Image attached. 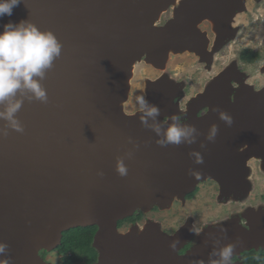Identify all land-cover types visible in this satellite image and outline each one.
Here are the masks:
<instances>
[{"label":"water","instance_id":"1","mask_svg":"<svg viewBox=\"0 0 264 264\" xmlns=\"http://www.w3.org/2000/svg\"><path fill=\"white\" fill-rule=\"evenodd\" d=\"M244 1L21 0L0 19V32L25 20L62 46L43 79L33 77L46 100L24 89L0 102V264H51L41 251L57 249L64 232L89 226L97 227V264H221L228 246L229 264H241L232 258L264 249V217L251 218L250 229L223 222L203 232L208 247L183 257L186 227L170 235L155 223L126 232L119 224L138 211L169 208L206 180L219 185L221 202L246 199L248 163L264 162V89L233 92L235 73L227 69L189 104L191 116L181 124L174 82L162 79L146 92L157 116L125 111L137 63L162 68L171 53L185 52L211 63L198 24L220 28ZM171 7L172 18L159 25ZM218 30L225 44L236 35ZM196 106L209 112L197 117ZM173 124L188 131L179 144L167 141Z\"/></svg>","mask_w":264,"mask_h":264},{"label":"rangeland","instance_id":"2","mask_svg":"<svg viewBox=\"0 0 264 264\" xmlns=\"http://www.w3.org/2000/svg\"><path fill=\"white\" fill-rule=\"evenodd\" d=\"M172 15L173 7L163 14L162 19L158 24H164V22L170 19ZM240 23L242 24L240 34L235 35V37L230 40V45L213 53L215 55L213 66H206V62L203 61H201L202 63L199 62L197 59L198 56L190 52L171 53L162 68H158L144 61L137 63L133 69L129 98L125 104V111L127 113H135L140 110V106L135 98L137 96H144L146 99L144 87L147 78L153 79L159 77L161 74H166L165 79L172 80V82H177V80L183 81L187 88H190V90L187 91V96H184L186 97L182 102L184 103L185 100H189L188 97L190 95L197 91H202L204 87L203 85L210 81L212 76H219L221 72L227 70V68L233 63V60L238 57L242 48L261 51L264 62V2L256 14L252 16H242ZM201 26L204 29H208L207 23H204ZM261 66L262 63L247 66L246 73L251 77L248 80L249 83H252L254 82L253 80H255V82H258L257 84H264V73H260ZM254 76L258 77V79L256 80ZM160 78L162 79V77ZM213 80H211V82ZM249 83L246 82L245 86L250 87ZM248 166L250 191L246 199L243 201L229 200L226 203H219L217 202V197L215 195L217 194V184L205 183L201 186L198 195L195 196L193 200L189 201L185 208L181 206L180 202H176L169 208L161 210L162 212H156V215L152 213L149 215L158 217L163 222V228L166 230H173L177 227L179 228L186 218L198 217L199 223L225 219L229 216V208H231V210L235 208L234 206L229 205L232 201L236 202V205L247 203L249 207H254L252 209H261L262 212H264V162L262 159L254 158L249 161ZM223 204L225 205L223 206ZM234 219L238 221L239 217L232 219L227 218L224 223L233 221ZM198 229H200V227H198ZM49 258L53 264H64L61 256L56 251L49 252Z\"/></svg>","mask_w":264,"mask_h":264},{"label":"flooded vegetation","instance_id":"3","mask_svg":"<svg viewBox=\"0 0 264 264\" xmlns=\"http://www.w3.org/2000/svg\"><path fill=\"white\" fill-rule=\"evenodd\" d=\"M263 2H264V0H245L244 1V5H243V7L241 9L242 11H237L235 9L236 13L232 17V19L230 21L226 22V24L224 26L220 27V28L222 30H224L225 32H229L230 34L234 33L236 35L237 34L239 35L240 32H241V29H242V24L240 23L241 17L244 16V15L252 16V15L256 14L260 10ZM235 6H233V7H235ZM238 7H240V6L238 5ZM171 18H172V16H171ZM170 19L166 20L164 22V24L167 21H169ZM204 23H207L208 29L202 28L201 25L204 24ZM164 24H162V25H164ZM251 24L254 25L253 23H251ZM220 28L217 27V26L215 27L210 21H207V20H204L200 24H198V29L202 33H205L207 35L208 39H209V41H208V43L206 45L207 46L206 50H207L208 54H207V56L205 58L210 60L211 63H205L206 66L207 65H209V66L212 65L213 66V63H214V60H215V55L213 53L217 52L218 48H220L223 45L222 48L218 49V51H219V50H222L223 48H225L226 46L231 44L230 41L225 44V42L227 40H229V39H221V38H219L218 41H217L216 34L214 35V29L218 30ZM218 32H219V30H218ZM246 51H252L253 53L259 54L261 56V59L259 61H257V62H248L247 60H245L243 58L244 57V53ZM197 59L199 60V62H201V57H198ZM260 63H262V66L260 67V73H264L263 72L264 62H263V54H262V52L259 51V50H255L254 51V50H251L250 48H242V51L238 54V57L235 58L233 60V63L230 65L231 67L230 66L228 68L226 67L227 69H231L232 68L233 69L232 72L235 73V77L232 78V80H231V85H232L233 91L234 90L236 91V89L241 88V86L246 84V82L249 83L248 80L251 77H250V75L248 73H246L247 66H249V65H257V64H260ZM160 77H162V79L164 80L166 78V74H161L159 77H156V78H153V79L152 78H147V80L145 81L144 92L146 93L147 90H149L151 87H153V89H154L155 88L154 86L156 85V83H158V81H160V80L162 81V79ZM216 77H217L216 75L212 76L210 81L206 82L203 85L204 87H203L202 91H199V92L197 91L194 94L190 95L188 97L189 100L188 99L185 100L184 103H182L183 100L186 98L184 96L185 95L187 96V94H188L187 91H189L190 88H187L186 84H184V82L180 81V80L179 81L177 80V82H174V84H172V87L175 88L174 91L179 94V95L176 96L175 101H174L175 104H177V106H178L179 115H178L177 119H178L179 123L184 124V123H186L188 121V118L191 116V109L189 107V104H191V102H193V100L200 93H202L205 90L206 86L211 82V80L215 79ZM254 77H255L256 80L258 79V77H256V76H254ZM170 81H172V80H170ZM253 81L254 82L249 83V85L252 86L254 88V90L258 91V90L264 89V84H257L258 82H255V80H253ZM152 85H154V86H152ZM146 101H147V95H146ZM194 112L196 113L197 117H203L209 112V108L208 107L202 108V107H197L196 106L194 108ZM164 120L168 121L169 118L165 117ZM205 183L206 184H208V183L217 184L213 180L203 181L202 183H200L197 186L196 190L193 191L192 194H189L186 197L185 202L175 201V203L176 202H180L181 206H183L185 208L187 203L189 201L193 200L195 198V196L198 195V193L201 190V186H203ZM216 193L217 194H215V195L217 197V202L221 203L218 200V196L220 194V188H219L218 184H217V187H216ZM190 195H192V196H190ZM224 203H226V202H224ZM224 205L225 204H223V206ZM229 205L234 206L235 208H233V210H231V208L228 207L229 208V216L227 218L232 219V218L239 217V220L237 221L236 219H234L235 220L234 222H236L238 225H240L243 228L250 229V222L253 221V220L250 221L251 218H253V217L257 218L258 217L259 220L260 219L262 220V218L264 217V212H262L261 209H252L254 207H249L247 203H241L240 205H236V202L232 201V202L229 203ZM159 211H161V210L158 209V208H154L150 212L144 213V216H143V218L141 220L136 221L135 223L130 222V223H125V224L120 225V226H122L121 229H123V231L126 232L132 226H135L136 224L139 227H143V226H145L148 223L149 224L155 223L156 225L161 227V229L164 232H166V233H168L170 235H174L178 231H180L181 229L186 227L187 230L189 231V233H191V237L186 241V244L179 250L178 254L181 257L187 255L189 252H191L192 250H195L197 248L208 247V246H206L207 245V243H205L206 241L203 240V237H201L203 235V232H205V231H207L209 229H215L217 225H220V223L222 224L223 222H225V219H227V218H225V219H222V220L208 221V222H205V223H202V222L199 223L198 217L186 218V220L179 226V228L177 227L176 229H173V230H166L165 228H163V222L158 217H153V216L149 215L151 213L156 215V212H159ZM233 216H235V217H233ZM263 221H264V218H263ZM198 227H200V229H198ZM199 233H200V235H199ZM253 250L256 251V252H258V251L260 252V251H263L264 249L262 247H259V248H251L250 250H245L240 255H235L232 258V262L233 263L239 262L241 264H246L245 258L247 256V252H250V251H253ZM41 256L45 259V261L50 262L51 264H53L51 259L49 258V252H46L45 254H43V252H41ZM61 258H62V256H61ZM97 262H98V258H97ZM97 262H96V264H97Z\"/></svg>","mask_w":264,"mask_h":264},{"label":"clouds","instance_id":"4","mask_svg":"<svg viewBox=\"0 0 264 264\" xmlns=\"http://www.w3.org/2000/svg\"><path fill=\"white\" fill-rule=\"evenodd\" d=\"M20 2L21 0H0V19L5 15L11 17L13 15V9L17 7ZM61 47V44L52 32H42L35 25L25 20H21L19 23L9 21L4 24L3 31L0 32V102L14 96L17 90L24 89L34 93L37 99L46 100V91L41 87L39 81L33 79V77L35 76L43 79L45 70L50 68L54 58L60 55ZM135 99L140 109L146 112V116L155 117L159 114V109L155 106L150 107L144 96H137ZM19 107L20 102L10 105L6 114L7 118L11 119L13 113H15ZM4 115L5 113H0V116ZM222 118L231 122L230 118L223 114ZM141 119L145 120V117H141ZM173 119H175V117H173ZM13 126H16L15 121H13ZM214 132L215 127L213 128V133ZM187 135L188 131L186 129L180 128L175 124L170 126L166 133L167 141L175 144H179L181 138ZM160 143H164V141H160ZM119 170L121 173L125 171L122 166ZM188 195L189 194H187L184 199H175L172 205L175 201L185 202ZM218 200L221 202L219 196ZM3 250L4 246L0 245V252H3ZM54 251H56V249ZM231 254L232 247H225L220 253L222 258L221 264H229Z\"/></svg>","mask_w":264,"mask_h":264},{"label":"trees","instance_id":"5","mask_svg":"<svg viewBox=\"0 0 264 264\" xmlns=\"http://www.w3.org/2000/svg\"><path fill=\"white\" fill-rule=\"evenodd\" d=\"M243 58L248 62H257L261 59V56L252 51H246ZM143 216L142 212H137L119 224L134 223L141 220ZM96 230V226L77 227L63 233L62 242L56 252L62 256L64 264H96L98 252L93 247ZM42 252L43 254L46 253V251ZM245 262L246 264H264V250L247 252Z\"/></svg>","mask_w":264,"mask_h":264},{"label":"bare ground","instance_id":"6","mask_svg":"<svg viewBox=\"0 0 264 264\" xmlns=\"http://www.w3.org/2000/svg\"><path fill=\"white\" fill-rule=\"evenodd\" d=\"M202 237V236H201ZM202 242V241H201Z\"/></svg>","mask_w":264,"mask_h":264}]
</instances>
